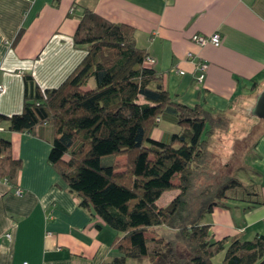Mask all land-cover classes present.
<instances>
[{"label":"crops","instance_id":"crops-1","mask_svg":"<svg viewBox=\"0 0 264 264\" xmlns=\"http://www.w3.org/2000/svg\"><path fill=\"white\" fill-rule=\"evenodd\" d=\"M73 8L78 13L89 8L133 26L137 44L155 59L157 83L175 101L202 104L228 119L224 132L235 134L228 138V148L233 140L244 142L247 134L261 130L253 145L261 203L249 207L247 201L232 200L203 221L211 224L217 239L264 233V119L256 120L251 112L264 89V0H0V113L22 110L25 73H32L43 88L56 87L83 60L86 50L73 42L79 24ZM215 32L221 35L217 46L192 39ZM201 60L208 63L202 82L197 78ZM92 86L90 80L86 87ZM4 126L0 135L11 141V154L21 160V168L15 186L0 181V264L112 262L120 254L114 242L122 235L80 205L50 162L52 128L17 132ZM179 130L175 117L166 113L152 137L169 142ZM124 159L117 158L122 164ZM16 186L22 195L15 193ZM137 260L125 264H146L148 259Z\"/></svg>","mask_w":264,"mask_h":264},{"label":"trees","instance_id":"trees-1","mask_svg":"<svg viewBox=\"0 0 264 264\" xmlns=\"http://www.w3.org/2000/svg\"><path fill=\"white\" fill-rule=\"evenodd\" d=\"M74 11L79 24L73 42L86 50L85 57L56 87L43 88L32 73H25L22 110L0 113V123L17 132L52 128L50 162L80 205L122 235L114 242L120 254L108 264L166 257L173 264H215L213 258L221 251L225 255L218 264H264V233L252 239H217L211 224L203 221L232 200L247 201L249 207L261 203L255 183L245 185L233 172L193 194L194 177L208 157L209 138L228 119L214 116L202 104L175 101L157 83L159 73L137 44L133 26L89 8ZM92 79L94 86L87 88ZM166 113L180 126L169 142L152 137ZM11 147L0 135V176L15 186L21 160L12 156ZM120 156L126 157L125 164L117 160ZM172 189H179L174 199L158 205L162 193ZM194 197L200 203L196 209ZM152 227L174 230L187 255H178L170 241L147 236Z\"/></svg>","mask_w":264,"mask_h":264},{"label":"rangeland","instance_id":"rangeland-1","mask_svg":"<svg viewBox=\"0 0 264 264\" xmlns=\"http://www.w3.org/2000/svg\"><path fill=\"white\" fill-rule=\"evenodd\" d=\"M91 83L94 86V79L91 80ZM253 117L256 120L258 118L256 116ZM225 129V127L218 128L209 138L207 160L194 177V195L201 194L203 189L215 184L221 176L229 175L233 172L245 185L259 183L256 179L260 167L256 162L257 153L253 145L256 142L258 135H260L259 131L261 130L257 128L252 134H247L248 138H245L244 142H234V140H231V147L228 148V138L235 137V134H225ZM243 134L245 135V133ZM124 161H126V159H124ZM175 183L178 184L177 179H175ZM178 193L179 189L167 190L162 193L156 203L161 206L166 205L172 201ZM199 204L197 198L194 197L192 207L196 209ZM208 215L209 214L206 215V219L208 218ZM175 234L174 230L168 228L167 230H164L158 227H152L147 232V236L149 237L157 236L161 237L165 242L170 241L178 255L186 256L188 253L187 248L185 244L182 243V240ZM224 255L225 251L217 253L213 258V262L215 264L220 263L224 258ZM167 258L168 257L164 258L162 261H153L152 258H147L148 260L146 264H173L172 261H170V259L167 260ZM129 260L134 262V260L137 259L129 258ZM137 261H139V259Z\"/></svg>","mask_w":264,"mask_h":264},{"label":"built area","instance_id":"built-area-1","mask_svg":"<svg viewBox=\"0 0 264 264\" xmlns=\"http://www.w3.org/2000/svg\"><path fill=\"white\" fill-rule=\"evenodd\" d=\"M193 41H195L196 43L200 44V45H204V44H207V43H211V44H214V45H219L221 43V35L219 32H215L211 35H208V36H205V35H200V34H195L193 37H192ZM191 56V53L189 54ZM147 62L149 64H152L155 62V59L148 56L147 57ZM207 67H208V63L207 61L205 60H201L199 65H198V71H199V74H198V80L200 82H202L205 78V72L207 70ZM183 73V72H182ZM0 90H3V85L0 84ZM5 128V126L0 123V131H3ZM5 180L6 182H9L8 179L6 177H3V176H0V181L1 180ZM12 186V185H11ZM14 191L17 195H22L23 193V190L19 187H14ZM8 236H11V234H8ZM23 264H29L28 262H23Z\"/></svg>","mask_w":264,"mask_h":264},{"label":"water","instance_id":"water-1","mask_svg":"<svg viewBox=\"0 0 264 264\" xmlns=\"http://www.w3.org/2000/svg\"><path fill=\"white\" fill-rule=\"evenodd\" d=\"M251 112L254 116L264 119V89L258 94Z\"/></svg>","mask_w":264,"mask_h":264}]
</instances>
